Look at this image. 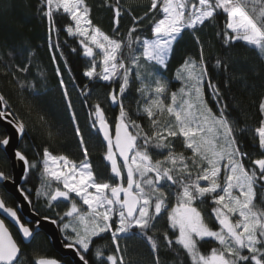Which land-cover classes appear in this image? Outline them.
Returning <instances> with one entry per match:
<instances>
[{
    "label": "snow or ice",
    "instance_id": "6c2138e0",
    "mask_svg": "<svg viewBox=\"0 0 264 264\" xmlns=\"http://www.w3.org/2000/svg\"><path fill=\"white\" fill-rule=\"evenodd\" d=\"M104 6L114 12L111 34L93 22L87 0H41L39 11L49 21V32L55 31L57 36L54 15L70 18L64 30L77 38L83 55L89 58L84 77L118 85L108 93L110 102L119 107L114 122L106 119L99 102L89 106L91 128L102 134L104 159L112 178H98L93 170L59 66L56 72L83 159L55 155L45 147L39 161H29L22 151L14 150V159L22 163L25 172L41 171L37 196L44 197L50 207L53 202H68L58 219H51L63 234L64 247L75 251L80 264H127V246L121 241L134 237L150 246L153 264H161V244L176 250L177 255L182 252L185 264H264V154L252 158L239 146L238 121L220 88L210 79L206 83L209 69L202 47L198 60L187 59L176 70L175 89L161 71L167 69L173 46L186 29L195 32L218 16L225 19L221 33L225 44L240 41L264 57V0H150L143 16H132V26L124 34L119 21L122 11L132 15L131 10L122 9L119 0H105ZM145 20L151 25L150 35L143 32ZM50 48H60L58 39ZM216 66L227 68L219 59ZM15 68L26 74L29 65ZM13 78L18 80L15 72ZM72 80L74 83L75 78ZM133 85L137 93L135 113L124 103ZM18 86L35 87L24 82ZM206 87L211 90L215 110L209 106ZM0 109V118L12 115L3 94ZM259 111L262 119L254 131L259 148L264 150V97ZM40 119L47 123L44 116ZM13 123L16 132L23 135V120ZM176 140L182 141L183 151L176 150ZM10 143L11 137L4 136L0 149L7 153ZM0 182L7 187V182L15 180L0 170ZM205 200L212 202L213 224L198 207ZM0 215L9 219L20 235L18 241L5 218H0V264H61L47 255L29 258L21 248V243L37 238L41 220L22 221L18 208L8 206L2 197ZM165 217L166 230L157 236L156 225ZM103 234H110L113 246L107 255L96 246V239H103ZM210 242L215 246L202 251V243ZM90 253L95 260L89 259Z\"/></svg>",
    "mask_w": 264,
    "mask_h": 264
},
{
    "label": "trees",
    "instance_id": "16d2710c",
    "mask_svg": "<svg viewBox=\"0 0 264 264\" xmlns=\"http://www.w3.org/2000/svg\"><path fill=\"white\" fill-rule=\"evenodd\" d=\"M115 3V0H109ZM122 9L131 10L132 15L122 11L119 21L121 34L132 26V16H143L150 6V0H119ZM91 7V18L95 24L105 32L111 34L114 27V12L105 7V0H87ZM41 0H0V94L8 101V111L15 120H23L25 132L21 136L17 149L22 151L29 161H39L42 152L47 147L53 154L67 155L70 159L80 161L83 153L78 137L75 135V125L67 109L62 89L60 76L56 68L59 66L61 75L68 87L73 102V110L85 138L88 148V159L93 166L98 178L110 180L112 174L108 162L104 159L106 145L100 134L91 128L89 118L90 105L99 102L105 111L106 119L112 123L119 115V107L111 108L108 102V93L118 85L103 81H90L83 76V71L89 65V58L82 56L83 52L77 38L69 37L65 27L70 23L67 15H54L55 28L59 29L58 36L55 31L49 32L50 24L46 17L39 11ZM151 25L144 21L142 28L144 35H150ZM225 29V19L218 16L214 20L206 21L198 30L186 29L173 46L166 70L163 75L172 82V88L178 87L175 81L176 70L187 59L198 60L203 48V58L208 65L210 79L221 90L232 117L238 121V142L244 152L252 158H260L264 150L259 148L255 128L262 119L259 111V102L264 97V57L254 48L243 42L225 44L221 33ZM51 36V40H50ZM197 37L199 43H197ZM59 41L60 48H50V43ZM76 51L73 52L72 49ZM63 53L61 56L60 53ZM53 55L56 60L53 61ZM222 60L227 68L216 66L217 60ZM29 65L26 74L16 71L15 66ZM69 69L71 72L69 73ZM15 72L17 79L13 78ZM7 73V75H5ZM72 77L75 78L74 83ZM19 82L34 85V88L21 89ZM136 85L126 93L125 106L133 113L136 112L137 93ZM209 106L215 110L216 105L211 90L205 88ZM84 93L82 95L81 93ZM90 93V95H88ZM87 95V103L85 98ZM40 116H44L47 123H43ZM145 123V121H141ZM239 129H244L240 132ZM51 132V135L49 134ZM5 130L0 127V139ZM175 148L183 151L182 141L176 140ZM3 149H0V170L10 173L11 167ZM41 171L30 169L24 173L20 189H24L33 212L40 217L58 219L67 207V202L52 203L50 207L47 200L36 195L40 187ZM8 203L15 204V199L7 192ZM208 202V200H205ZM174 203V201H172ZM257 202L259 203V190ZM22 219L24 217L21 216ZM9 225V224H7ZM166 217L160 219L156 225L157 236L166 230ZM10 226V225H9ZM14 238L20 240L14 227L10 226ZM135 231V230H134ZM60 234L61 231H60ZM61 239L65 243L62 235ZM103 239H96V246L102 247L107 255L112 251L109 236L103 234ZM22 244V243H21ZM122 246H127V264H153L150 246L143 239L129 238L121 241ZM215 246L214 242L202 243V251H210ZM178 248V246H177ZM28 257L47 255L58 258L63 264H74L71 257L57 253L44 232L28 244H22ZM95 252V247L92 253ZM90 253L89 259L95 260ZM161 264H185V256L176 250L160 246Z\"/></svg>",
    "mask_w": 264,
    "mask_h": 264
},
{
    "label": "water",
    "instance_id": "95a60500",
    "mask_svg": "<svg viewBox=\"0 0 264 264\" xmlns=\"http://www.w3.org/2000/svg\"><path fill=\"white\" fill-rule=\"evenodd\" d=\"M108 102L111 108L114 109L118 107L117 105H113L109 99ZM13 120L15 119L12 117V115L6 116V118H0V127L5 130L6 136L11 137L10 146L8 147L7 153L5 154L10 162L11 175H13L15 183L7 182V187H5V182H0V184L3 190L9 193L15 199L18 212L24 217V220H31L33 222L37 219L41 220L39 231L44 232L47 235L53 249L62 256L71 257L74 264H80L78 257L75 254V251L64 247L57 225L52 224L51 219L44 220L43 217H40L35 212H33L28 199H24L25 195L20 191L19 185L22 182L25 171L22 163L14 159V150L17 149V145L22 135L16 132ZM100 137L103 140L102 134H100ZM61 264H63L62 261Z\"/></svg>",
    "mask_w": 264,
    "mask_h": 264
},
{
    "label": "rangeland",
    "instance_id": "374dc122",
    "mask_svg": "<svg viewBox=\"0 0 264 264\" xmlns=\"http://www.w3.org/2000/svg\"><path fill=\"white\" fill-rule=\"evenodd\" d=\"M114 126V125H113ZM11 174V171L10 173ZM55 187V185H54ZM41 197V196H40ZM44 198V197H43ZM79 202V201H78ZM67 207H68V202H67ZM66 207V209H67ZM86 207V206H84ZM198 207L200 208V210L202 211V214L204 215L206 221H208L210 224H213L214 223V216L212 215V202L211 200H208V202H204L203 204L201 205H198Z\"/></svg>",
    "mask_w": 264,
    "mask_h": 264
},
{
    "label": "flooded vegetation",
    "instance_id": "af4514ba",
    "mask_svg": "<svg viewBox=\"0 0 264 264\" xmlns=\"http://www.w3.org/2000/svg\"><path fill=\"white\" fill-rule=\"evenodd\" d=\"M10 175H11V174H10ZM20 185H21V183H20ZM20 185H19V187H20ZM0 197H2V198L5 199V201H6V203H7L8 206L17 207L16 202H15V204H10V203H8L7 196H6V194H5V191H4L3 188H2L1 184H0ZM53 203H56V202H53ZM18 215L22 216L19 212H18ZM22 217H23V216H22ZM0 218H5V217L0 216ZM5 220H6V224H9L11 227H14L15 230H16V227L13 226V224H12L7 218H5ZM22 221H24V219H22ZM32 226L34 227V223H33ZM58 231H59V233H60V229H59V228H58ZM16 233H17V236H19V234H18L17 231H16ZM60 235L63 236V234H60ZM19 238H20V236H19ZM22 244L24 245L25 243H22ZM22 244H21V248H22ZM26 244H28V243H26ZM56 259H58V258H56ZM58 260H59V259H58ZM59 261H61V260H59Z\"/></svg>",
    "mask_w": 264,
    "mask_h": 264
}]
</instances>
